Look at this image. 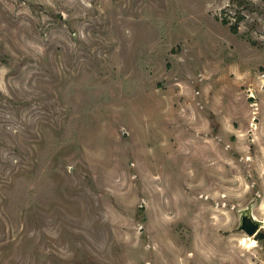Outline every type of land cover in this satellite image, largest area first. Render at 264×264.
Listing matches in <instances>:
<instances>
[{"label":"rangeland","instance_id":"rangeland-1","mask_svg":"<svg viewBox=\"0 0 264 264\" xmlns=\"http://www.w3.org/2000/svg\"><path fill=\"white\" fill-rule=\"evenodd\" d=\"M250 203L264 0H0V264H264Z\"/></svg>","mask_w":264,"mask_h":264},{"label":"water","instance_id":"water-1","mask_svg":"<svg viewBox=\"0 0 264 264\" xmlns=\"http://www.w3.org/2000/svg\"><path fill=\"white\" fill-rule=\"evenodd\" d=\"M253 203H250L246 208L240 211V223L239 230H244L250 236H254L256 240H264V230L261 227L264 226V221L259 220L253 214Z\"/></svg>","mask_w":264,"mask_h":264},{"label":"trees","instance_id":"trees-1","mask_svg":"<svg viewBox=\"0 0 264 264\" xmlns=\"http://www.w3.org/2000/svg\"><path fill=\"white\" fill-rule=\"evenodd\" d=\"M225 22H227V20H225ZM238 23H239V19L236 22L231 24L232 31H234V32L238 31Z\"/></svg>","mask_w":264,"mask_h":264},{"label":"bare ground","instance_id":"bare-ground-1","mask_svg":"<svg viewBox=\"0 0 264 264\" xmlns=\"http://www.w3.org/2000/svg\"><path fill=\"white\" fill-rule=\"evenodd\" d=\"M255 244H256V241H255V239H254V240H252L251 245H255Z\"/></svg>","mask_w":264,"mask_h":264}]
</instances>
